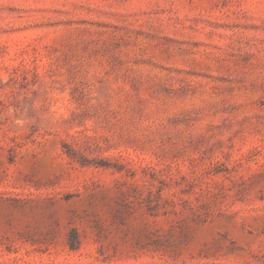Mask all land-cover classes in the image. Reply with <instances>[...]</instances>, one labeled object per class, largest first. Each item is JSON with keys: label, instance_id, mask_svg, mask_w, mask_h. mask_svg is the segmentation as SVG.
Listing matches in <instances>:
<instances>
[{"label": "rangeland", "instance_id": "rangeland-1", "mask_svg": "<svg viewBox=\"0 0 264 264\" xmlns=\"http://www.w3.org/2000/svg\"><path fill=\"white\" fill-rule=\"evenodd\" d=\"M0 264H264V0H0Z\"/></svg>", "mask_w": 264, "mask_h": 264}]
</instances>
